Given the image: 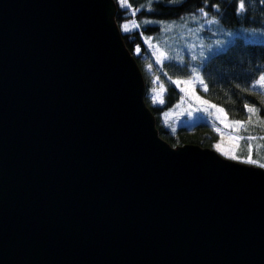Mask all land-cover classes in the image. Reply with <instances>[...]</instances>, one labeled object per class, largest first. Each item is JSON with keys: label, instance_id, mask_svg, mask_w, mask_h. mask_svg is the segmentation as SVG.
I'll use <instances>...</instances> for the list:
<instances>
[{"label": "water", "instance_id": "95a60500", "mask_svg": "<svg viewBox=\"0 0 264 264\" xmlns=\"http://www.w3.org/2000/svg\"><path fill=\"white\" fill-rule=\"evenodd\" d=\"M115 0H0V264H264V168L161 137Z\"/></svg>", "mask_w": 264, "mask_h": 264}, {"label": "trees", "instance_id": "16d2710c", "mask_svg": "<svg viewBox=\"0 0 264 264\" xmlns=\"http://www.w3.org/2000/svg\"><path fill=\"white\" fill-rule=\"evenodd\" d=\"M115 3L117 25L126 48L142 71L144 101L154 114L161 137L174 147L189 142L212 146L213 138L207 135L212 132L209 121L199 118L195 128L179 126L173 132L162 117L181 98V91L172 81L186 79L192 67H196L208 85V91L201 94L220 104L229 119L246 121L247 130L241 128L240 136L256 137L250 141L252 158L258 161L257 165L264 163V139H261L264 137V123H261L264 89L253 87L256 79L264 74V0H245L243 12L237 10L239 0H152L151 4L148 0H127L126 6H121L119 0ZM200 8H204L207 16L200 13ZM210 19L218 22L208 24ZM131 21L139 27H131ZM125 23L130 25L128 32L122 29ZM146 37L160 43L169 59L156 64L151 51L146 49ZM137 45L139 53L135 51ZM193 55L196 60H192ZM152 94L156 95L155 102ZM246 103L258 107V115L249 114L244 107ZM248 144L247 139L239 142L237 156L242 162L248 156Z\"/></svg>", "mask_w": 264, "mask_h": 264}, {"label": "rangeland", "instance_id": "374dc122", "mask_svg": "<svg viewBox=\"0 0 264 264\" xmlns=\"http://www.w3.org/2000/svg\"><path fill=\"white\" fill-rule=\"evenodd\" d=\"M163 38L165 39L164 36ZM152 45H156L157 47L160 48L161 51H164V52L166 51L165 49L162 48V45L160 43L156 42V40H151V44L146 43V49L151 51L150 53L154 59H156L155 55L153 54L155 52V48H153ZM173 84L177 86L175 83ZM181 87H185V85L181 84L180 86H177L179 90ZM201 91H203L202 86L198 83L195 84L196 95H199L202 100H207L210 104H215L212 102L211 99L205 98L201 94ZM156 92H158V89ZM180 94H181V98H179L178 100L179 102H177V104L173 108L168 109L166 113L163 114L162 116L163 121L166 122L168 127H170L172 131L174 129L173 132H175L179 126L184 127L185 129L188 127L193 129L199 123L200 121L199 118H202L205 121H209V123L211 124L212 132L207 133V135L208 137L211 136L213 138V143L211 147L215 151H217L219 155H223V154L221 151H218L216 149L215 145L217 144L221 145V149L223 151H230L233 148H236V142L230 139V137L235 136V135L240 136L241 129L237 131L235 126H229L231 124V121H233L234 119H231V118L229 119L228 116H227V119H225L224 115L221 113H218L216 109L214 108H208L207 111H202L200 109L207 108V105H202L200 104L199 101H196L194 99H189L183 92H180ZM217 106L222 107L220 104ZM189 113H191V115H189ZM217 117H219V119ZM241 121H244V119H242ZM238 151H239L238 148H236V154L238 153ZM225 158L230 159L227 156H225ZM235 161H240V160L238 159ZM250 165H253V164H250Z\"/></svg>", "mask_w": 264, "mask_h": 264}, {"label": "snow or ice", "instance_id": "6c2138e0", "mask_svg": "<svg viewBox=\"0 0 264 264\" xmlns=\"http://www.w3.org/2000/svg\"><path fill=\"white\" fill-rule=\"evenodd\" d=\"M119 2L121 3V6H126L127 5V0H119ZM152 0H148V3L151 4ZM172 2H179V0H172ZM205 2H207V0H205ZM245 0H239V4H238V12H243L245 10ZM130 7V6H129ZM216 7V6H214ZM139 9H137L136 11H138ZM200 13L203 14L204 16H207V13L205 12L204 8H200L199 9ZM132 15H135V11H133ZM149 23L151 21H148ZM218 21L216 19H210L207 20L208 24H214L217 23ZM131 27H135L138 28L139 24H137L135 21H131ZM122 29L125 32H128L131 30L129 23H125L122 25ZM151 37H146L145 38V42L151 44ZM153 48H155V52L153 53L155 55V62L156 64H162L164 60L169 59V56L164 52L161 51L159 47H157L156 45H152ZM135 51L137 53L140 52V47L139 45L136 46ZM201 55H203V53H201ZM196 56L193 55L192 56V60H196ZM181 62H182V58H181ZM149 69H151L152 65L149 64L148 65ZM165 75H167V73H165ZM159 78L157 77L156 80H158ZM171 79V78H170ZM156 81H154L155 83ZM173 83H175L177 86H180L181 84L185 85V87H181L180 91L185 93V95L189 98V99H194L196 101H199L200 104L202 105H207V108L204 109H200L202 111H207L208 108H214L216 109V111L218 113H221L224 115V118L227 119V114L225 113L224 108L222 107H218L216 104H210L207 100H202L201 97L199 95H196L195 92V84H200L202 86L203 91L207 92L208 91V85L205 83L204 79L202 78L200 72L197 70L196 67H192L191 69V73L190 75L186 78V79H180L177 78L175 80L172 81ZM260 87L262 89H264V74H261L255 81L253 87ZM161 89L163 90V85H161ZM156 98L153 97V101L155 102ZM162 102V101H161ZM245 109L247 110V112L249 114H257L259 113L260 109L258 107H256L255 105H249L248 103H246L244 105ZM189 115H191V113H189ZM219 119V117H217ZM251 121V115L249 116V122ZM261 123H264V120L261 121ZM229 126H235L236 130L239 131L241 128L247 130L246 128V123L244 121H239V120H233L231 121V124ZM174 131V129H173ZM230 139L234 140L236 142V148L239 147V142L241 140L247 139L249 141L248 144V148H249V153L248 156L243 160V162L246 163H250V164H257L258 161L252 158V145L250 143L251 140L256 139V137H243V136H239V135H235L230 137ZM261 139H264V137H261ZM216 149L218 151H221L223 155L229 157L230 159L233 160H238L241 159V157H238L236 154V148H233L230 151H223L221 149V145L217 144L215 145ZM259 167L264 168V163H259Z\"/></svg>", "mask_w": 264, "mask_h": 264}]
</instances>
